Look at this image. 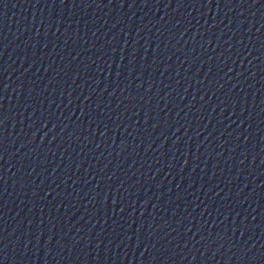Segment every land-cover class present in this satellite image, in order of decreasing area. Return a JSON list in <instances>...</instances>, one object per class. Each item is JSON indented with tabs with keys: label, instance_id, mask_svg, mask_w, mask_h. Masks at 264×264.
<instances>
[{
	"label": "water",
	"instance_id": "95a60500",
	"mask_svg": "<svg viewBox=\"0 0 264 264\" xmlns=\"http://www.w3.org/2000/svg\"><path fill=\"white\" fill-rule=\"evenodd\" d=\"M0 264H264V0H0Z\"/></svg>",
	"mask_w": 264,
	"mask_h": 264
},
{
	"label": "snow or ice",
	"instance_id": "6c2138e0",
	"mask_svg": "<svg viewBox=\"0 0 264 264\" xmlns=\"http://www.w3.org/2000/svg\"><path fill=\"white\" fill-rule=\"evenodd\" d=\"M3 122H4V118H3L2 114H0V124H3ZM0 179H2V177H0Z\"/></svg>",
	"mask_w": 264,
	"mask_h": 264
}]
</instances>
